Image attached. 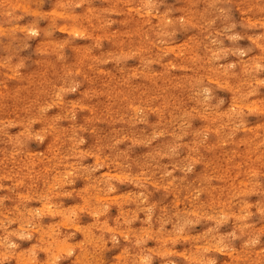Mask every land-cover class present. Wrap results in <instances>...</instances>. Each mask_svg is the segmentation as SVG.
<instances>
[{
    "label": "rangeland",
    "instance_id": "rangeland-1",
    "mask_svg": "<svg viewBox=\"0 0 264 264\" xmlns=\"http://www.w3.org/2000/svg\"><path fill=\"white\" fill-rule=\"evenodd\" d=\"M0 264H264V0H0Z\"/></svg>",
    "mask_w": 264,
    "mask_h": 264
},
{
    "label": "bare ground",
    "instance_id": "bare-ground-1",
    "mask_svg": "<svg viewBox=\"0 0 264 264\" xmlns=\"http://www.w3.org/2000/svg\"><path fill=\"white\" fill-rule=\"evenodd\" d=\"M131 9V8H130ZM136 9V8H135ZM146 12V11H145ZM147 13V12H146ZM154 15V14H153ZM169 46V45H168ZM111 51V50H110ZM256 80V79H255ZM133 111V110H132ZM131 117V116H130ZM225 122V121H224ZM180 124V123H179ZM172 128V127H171ZM154 130V129H153ZM90 150V149H89ZM196 156V155H195ZM94 157V156H93ZM106 157V156H105ZM203 160V159H202ZM94 161V160H93ZM135 177V176H134ZM161 177V176H160ZM193 179V178H192ZM175 186V185H174ZM176 187V186H175ZM172 188V187H171ZM186 188V187H185ZM176 190V189H175ZM188 192V191H187ZM130 193V192H129ZM206 194V193H205ZM94 195V194H93ZM102 195V194H101ZM103 196V195H102ZM188 196V195H187ZM181 200V199H180ZM174 204V203H173ZM178 205V204H177ZM134 210V209H133ZM144 219V218H143ZM27 229V228H26ZM41 237V236H40ZM55 246V244H54ZM56 247V246H55ZM60 248V247H59ZM16 256V255H15ZM18 257V256H17ZM52 257V256H51ZM75 257V256H74ZM119 257V256H118ZM24 261V260H23Z\"/></svg>",
    "mask_w": 264,
    "mask_h": 264
}]
</instances>
